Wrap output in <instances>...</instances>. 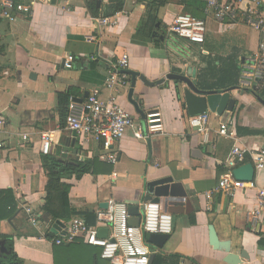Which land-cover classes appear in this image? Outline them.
I'll list each match as a JSON object with an SVG mask.
<instances>
[{"label":"crops","instance_id":"0c3cea01","mask_svg":"<svg viewBox=\"0 0 264 264\" xmlns=\"http://www.w3.org/2000/svg\"><path fill=\"white\" fill-rule=\"evenodd\" d=\"M142 1L126 0L127 14H119L118 23L109 26L96 25L87 0L40 4L32 17L20 16L15 22L0 21V111L6 117V124L0 129V190L10 189L12 202L17 207L13 215L0 222V233L13 236L14 251L24 264H109L101 256V247L80 239L56 244L45 236L43 229L35 228L28 220L25 206L39 211L40 222L49 225V229L56 222L40 210L45 203L47 182L40 140L48 133L53 139L50 154L63 146L66 159L98 162L97 173L65 180L71 185L69 200L73 208L96 215L101 204L111 199L141 207L146 202L149 182L171 178L181 184L180 191L184 189L188 193V210L172 214L173 232L163 248H152L153 253L162 251L193 259L185 264H264V250L258 247L260 237H264V226L252 225L247 217L248 209L257 204V188H264V169L257 171L253 183L238 190L233 197L217 191H213L211 201L206 197L225 173L221 162L228 157L233 143L264 148V103L260 100L263 98L239 89L241 73L236 87L206 89L197 85L199 74L207 69L210 60L217 61L220 68L224 60L230 61L234 56L242 70L244 60L258 46L259 34L244 24L228 27L215 21L218 26L240 35L241 49L234 48L232 54L226 55L206 36L205 43L198 46L202 53L191 59L199 58L201 66L196 68L190 66L187 43L179 50L178 62L177 56L171 53H177L178 48L169 42L168 27L184 11L183 6L178 0H172L160 9L159 15L167 24V37L156 47L136 34L144 8ZM107 2L104 0L103 6ZM243 44L248 46V52H244ZM123 54L129 55V70L152 82L168 73L182 74L186 68L201 90L224 93L231 89V96L236 99L233 111L236 136L217 138L214 130L229 112L210 111L214 146L203 143L200 134L189 125L181 81L167 80L151 87L138 78L133 98L139 102L144 115L153 110L163 115L164 132L150 135L142 122L145 117L128 100L129 76L130 83L121 91L119 101L134 117L136 126L114 144L93 140L88 147L81 146L66 123L63 126L57 93L75 88L73 98L86 99V92L103 86L109 71ZM70 57L71 67L67 68L64 63ZM247 130L261 133L249 135ZM23 133L29 134L27 142L22 141ZM107 152L118 153L117 164L101 158ZM221 169L224 171L220 173ZM160 203L164 207L163 199ZM71 220H60L62 226L56 230L57 237ZM90 225H97L96 216ZM7 252L0 250V259H5Z\"/></svg>","mask_w":264,"mask_h":264},{"label":"built area","instance_id":"2783aa9c","mask_svg":"<svg viewBox=\"0 0 264 264\" xmlns=\"http://www.w3.org/2000/svg\"><path fill=\"white\" fill-rule=\"evenodd\" d=\"M139 0H134L137 2ZM206 3L207 19H201L187 12H180L168 32L192 44L202 45L207 36V20L214 19L228 27L244 24L259 34L257 48L244 60L239 80V89L256 92L264 88V0H202ZM52 3V0H0V21L15 22L18 17H32L37 5ZM127 14L123 9L112 17H95L97 26H109L118 23V15ZM72 57L65 61L67 68L71 67ZM130 58L123 54L118 64L109 71L102 87L94 88L86 99L77 102L70 99L66 126L76 133V140L83 147H88L93 140H103L106 144L120 141L130 128L136 126L134 117L120 103L121 91L130 83V77L121 70L128 69ZM229 112V116L220 122L214 134L217 138H233L236 136V119ZM146 130L150 135L164 132L163 115L159 110L146 114ZM211 113L206 112L189 117L190 127L194 128L202 137V142L213 144V129L210 126ZM6 124V117L0 111V129ZM28 133L22 134V141L27 142ZM53 145L51 135L41 136L40 150L43 154H50ZM2 146V144H0ZM63 153H66L63 151ZM110 164H117V152H107L101 156ZM82 160V158H79ZM84 159V158H83ZM253 163L256 172L264 169V148H249L240 143H233L226 160L221 162L226 169L220 177L214 190L208 191L206 197L212 200L213 191L222 192L233 197L240 189L247 188L249 183L235 178V168L246 163ZM256 206L248 209V220L256 226H264V188L256 190ZM142 218L139 227L130 224L131 214L129 205L121 200L111 199L107 208L96 212L97 225H90L81 216L74 217L69 226L61 231L55 239L56 244L73 243L83 240L88 244L101 247L102 258L109 264H150L152 247L145 241V234L160 233L170 235L174 228V217L165 211L159 202L148 201L141 205ZM211 205H208L210 209ZM29 222L44 233L49 225H42L39 211L32 206H25ZM108 228L107 237H100L99 230Z\"/></svg>","mask_w":264,"mask_h":264},{"label":"trees","instance_id":"16d2710c","mask_svg":"<svg viewBox=\"0 0 264 264\" xmlns=\"http://www.w3.org/2000/svg\"><path fill=\"white\" fill-rule=\"evenodd\" d=\"M59 0H52V3H57ZM101 0L98 6V0H87V6L93 17H112L125 7L126 0H108L103 6ZM172 0H143V13L140 17L136 28L137 37L145 40L146 43H151L158 47L167 37V24L159 15L162 7L166 6ZM178 3L183 6L184 12L190 13L193 16L201 19H206L205 7L206 3L202 0H178ZM207 45V44H206ZM200 46V45H199ZM208 46V45H207ZM236 57V56H235ZM180 72V70L176 69ZM241 73V68L237 61H234V56L224 60L223 67H217V61H208L207 69L199 74L197 85L201 88H227L230 86H238V80ZM75 88H69L66 91L57 93L58 111L63 126L66 123L68 106L70 99L75 96ZM264 99V88L254 92ZM249 135H257L261 132L247 130ZM65 149L59 147L55 154H42V166L47 182L45 186L46 196L45 203L40 210L52 217V220H63L69 222L73 217L84 216L88 224H92L95 218V213L90 211H79L71 206L69 200V192L71 185L65 182L73 176L80 177L87 173H97L95 170L96 160H71L66 159ZM221 171L224 170H220ZM13 194L10 189L0 190V222L13 215L16 212V205L12 202ZM91 220V222H90ZM57 231L51 227L45 233V236L50 240L57 238ZM0 241H5L8 252L5 259H0V264H24L14 251L13 236H5L0 233ZM259 249L264 250V237L261 236L258 241ZM187 261L193 262L192 258L181 254H166L162 251H157L151 264H185Z\"/></svg>","mask_w":264,"mask_h":264},{"label":"water","instance_id":"95a60500","mask_svg":"<svg viewBox=\"0 0 264 264\" xmlns=\"http://www.w3.org/2000/svg\"><path fill=\"white\" fill-rule=\"evenodd\" d=\"M101 1L98 0V6ZM121 73H126L131 77V89L129 92L128 100L134 106L137 113H139L143 118L145 117L143 111L139 106V102H137L133 98L135 85L137 79L139 78L143 81L147 86H155L161 85L165 83L167 80L181 81L186 84V88L183 90V95L185 99V104L187 108L188 115L190 117H194L206 112H217L220 113L221 110L232 112L236 106V99L231 96V89L227 90L224 93H220L219 91H208L201 90L193 80L184 75V74H176V73H168L165 77L157 80V81H149L144 75H141L135 71L129 69L121 70ZM89 92H86L85 96L87 97ZM77 102H82L81 98H74ZM260 100L264 103V100L260 98ZM74 139H76V133H73ZM75 143V140L73 141ZM233 174L236 179L241 180L243 182L249 183L255 180L256 170L253 163L249 162L244 165H241L234 169ZM182 187L180 183H174L171 178H163L157 181L149 182L147 184V195L145 197V201H154L161 202L164 200V209L165 211L174 214V213H183L187 211L189 200L187 199L188 193L183 189L182 191L179 188ZM186 204V206L184 205ZM102 208L108 207V202H104L101 204ZM142 209L138 205L129 206V212L131 214L130 224L139 227L142 218ZM62 226V222L60 220L56 221L53 225L55 230H59ZM108 228H101L99 230L100 237H107ZM146 243L152 248L161 249L164 247L165 243L170 238L168 234H160V233H147L145 234ZM0 250L3 253L7 252V248L5 246L4 241H0ZM155 257V253L152 252L150 256V264L152 263Z\"/></svg>","mask_w":264,"mask_h":264},{"label":"rangeland","instance_id":"374dc122","mask_svg":"<svg viewBox=\"0 0 264 264\" xmlns=\"http://www.w3.org/2000/svg\"><path fill=\"white\" fill-rule=\"evenodd\" d=\"M207 27H208L207 38L209 37L212 43L217 44L218 49H220L226 55L232 54V52H234V48L241 49V45L238 44V42L240 40V35H238L236 33V31L230 32L229 29L226 30L224 27L218 26V23L215 22V20H212V19H208L207 20ZM169 37H170L169 42L171 44H173L174 46H176V48H178L177 53L171 52V53L175 54V56H177V58L175 59V61H177V62H178L179 57H180L179 50H180V48L183 47L184 43H187L189 45V47H187V48H188V51L191 52L190 53V60L192 59V57L195 56V54L202 53L201 49H199L198 45H196V44H192V43H190V42H188L186 40H184V41L183 40H179V39H177V37H174L172 34H170ZM243 47L245 49L244 52L245 51L248 52V46L243 44ZM184 51H186V49ZM246 54L247 53H245V55ZM204 55L208 56L206 53ZM192 65H193V67H196V68L200 67L201 63L199 62V58H198V60H191V65L190 66H192ZM186 71H187L186 68L183 69L182 70V74H184V75H186V76L191 78L190 73L186 72ZM180 87L181 88H185L186 85L183 84L182 82H180ZM142 122H143V125L145 126V129H146V120L142 119Z\"/></svg>","mask_w":264,"mask_h":264}]
</instances>
